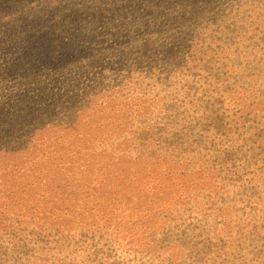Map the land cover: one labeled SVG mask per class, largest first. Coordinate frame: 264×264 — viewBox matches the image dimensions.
Listing matches in <instances>:
<instances>
[{"label":"trees","instance_id":"1","mask_svg":"<svg viewBox=\"0 0 264 264\" xmlns=\"http://www.w3.org/2000/svg\"><path fill=\"white\" fill-rule=\"evenodd\" d=\"M232 1L0 0V264H148L177 239L260 264L264 0L242 31Z\"/></svg>","mask_w":264,"mask_h":264},{"label":"rangeland","instance_id":"2","mask_svg":"<svg viewBox=\"0 0 264 264\" xmlns=\"http://www.w3.org/2000/svg\"><path fill=\"white\" fill-rule=\"evenodd\" d=\"M245 0H235L230 3V5L227 6V12L231 15L228 16L229 14L224 13V20H226L228 17H232L233 20L236 22V25L239 26L237 31H242L244 30L242 26V22H240V19L243 18V8L242 5ZM260 12L259 10V4H256V9L253 13V15L258 14ZM252 24L249 27H246L249 29L250 32H256L257 27L260 29L264 28V15L262 14L260 17V20L258 22L255 21H250ZM48 119V118H46ZM40 123V121H39ZM39 126V124H38ZM44 137V136H43ZM176 224L179 226V219L176 221ZM175 227V225H173ZM263 236V235H262ZM262 236H258L257 238H261ZM248 243L251 244V241H248ZM241 244H243L242 248H247L244 251V255L247 256L249 253L250 254H256L255 259H253V262H260V264H264V247H249L245 244L244 241H241ZM175 245L178 246V252L174 253L172 256H170V252L168 251V257L162 256L159 259H149L148 264H168L169 262L171 264H190L192 261L190 259H181L179 257V239H177V242H175ZM2 254L0 255V257ZM135 261V260H134ZM199 264V263H197Z\"/></svg>","mask_w":264,"mask_h":264}]
</instances>
